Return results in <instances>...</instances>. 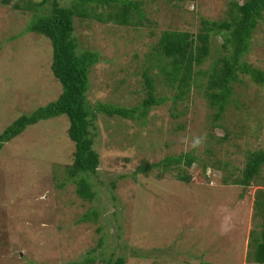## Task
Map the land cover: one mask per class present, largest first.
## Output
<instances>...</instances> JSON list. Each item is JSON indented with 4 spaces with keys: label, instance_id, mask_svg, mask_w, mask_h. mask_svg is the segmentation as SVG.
Wrapping results in <instances>:
<instances>
[{
    "label": "rangeland",
    "instance_id": "374dc122",
    "mask_svg": "<svg viewBox=\"0 0 264 264\" xmlns=\"http://www.w3.org/2000/svg\"><path fill=\"white\" fill-rule=\"evenodd\" d=\"M131 1L141 3L150 21L147 28L75 21L78 51L98 54L86 94L91 105L139 107L147 97L142 74L161 33L196 35L201 20L227 21L233 2L243 0ZM24 2L0 3V135L62 92L50 70L49 40L24 33L32 12L12 9ZM58 3L69 7L71 0ZM96 7L95 13L105 14L106 7ZM221 43V37L214 38L213 45ZM211 53L215 58L217 53ZM244 60L264 74V13ZM158 74L147 72L154 97L168 101L153 107L146 118L96 116L91 131L100 164L87 177L92 201L78 197L73 184L58 188L74 151L66 116L29 126L4 145L0 264H67L87 258L94 260L91 264H112L118 258L125 264H249L251 239H260L263 224L254 200L264 198V166L253 186L231 182L240 177L250 153L264 152V84L241 76L233 87L234 103L229 102L220 120L223 127L217 128L203 88L195 86L178 102L174 113L180 115L173 119L169 100L175 91ZM189 152L200 162L188 171L195 179L189 184L178 181L174 170L151 168L134 175L144 164ZM91 212L96 220L84 223L83 216Z\"/></svg>",
    "mask_w": 264,
    "mask_h": 264
},
{
    "label": "trees",
    "instance_id": "16d2710c",
    "mask_svg": "<svg viewBox=\"0 0 264 264\" xmlns=\"http://www.w3.org/2000/svg\"><path fill=\"white\" fill-rule=\"evenodd\" d=\"M0 3L9 6L11 0H0ZM96 6L106 7L105 14L95 13L98 8ZM47 7L49 9H46ZM141 7L139 1L131 0H71L69 7L60 6L58 0L38 2L25 0L22 7L17 4L12 5L13 10L24 9L26 12H32L24 33L39 35L49 40L52 48L50 70L60 83L62 92L53 103L37 109L29 116L19 117L8 126L0 135V151L5 144L21 135L27 127L41 121L66 116L69 122L66 133L74 144V151L71 164L64 172L62 171L64 181L60 182L58 188L63 189L67 183L73 184L76 195L84 201H92L95 197L87 177L95 175L100 164L99 155L93 149L96 134L91 131L96 129L94 124L96 116L102 114L125 120H143L153 107L161 106L168 101L167 97L161 99L154 97L153 82L147 77L148 71L158 70L157 77H162L164 85L175 91L169 100L170 116L173 119L180 115L174 113L175 107L178 102L186 99L192 86L203 88L202 95L207 101L208 108L213 111L212 123L217 128L223 127L220 120L229 102L234 103L231 99L233 87L241 81V76L250 77L253 83L259 86L264 84V74L252 68L244 60L264 13V0H243L241 3L233 2L227 21L201 20L196 35L180 31L161 33L148 59L152 60L148 62V66L146 65L145 69L148 71L142 74L147 97L139 107L125 109L102 103L89 104L86 99L89 73L98 63V54L92 50L78 51V43L74 36L75 21L83 23L90 19L119 27L147 28L150 21L145 18ZM217 37H221L222 43L213 45V40ZM212 51L217 53L215 58ZM209 60L212 63L205 67ZM197 162H199L197 157L189 152L166 157L153 166L144 164L135 170L134 175L148 172L151 168H160L162 172L174 170L177 172L175 178L178 181L189 184L195 179L188 171ZM206 166H202L203 170ZM263 166L264 152L250 153L240 177L235 178L231 183L242 188L257 184L256 178L260 176ZM225 183L227 182L224 180ZM254 206L263 224L259 225L260 239L255 237L251 239L250 247H254V250L248 255H251L248 263L264 264V198H256ZM96 217L95 212L87 213L82 221L93 222ZM109 261L107 263L111 264ZM92 262H94L92 258H87L81 262L67 264ZM112 264H125V259L118 258Z\"/></svg>",
    "mask_w": 264,
    "mask_h": 264
}]
</instances>
